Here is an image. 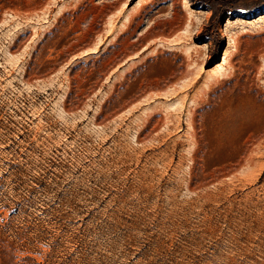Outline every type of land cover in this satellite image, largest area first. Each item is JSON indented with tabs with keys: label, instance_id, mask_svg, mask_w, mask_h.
Listing matches in <instances>:
<instances>
[{
	"label": "rangeland",
	"instance_id": "obj_1",
	"mask_svg": "<svg viewBox=\"0 0 264 264\" xmlns=\"http://www.w3.org/2000/svg\"><path fill=\"white\" fill-rule=\"evenodd\" d=\"M0 264H264V0H0Z\"/></svg>",
	"mask_w": 264,
	"mask_h": 264
},
{
	"label": "bare ground",
	"instance_id": "obj_2",
	"mask_svg": "<svg viewBox=\"0 0 264 264\" xmlns=\"http://www.w3.org/2000/svg\"><path fill=\"white\" fill-rule=\"evenodd\" d=\"M225 62V57L223 58V60H222V63H219V64H217L214 68H216L217 70L218 69H222V64Z\"/></svg>",
	"mask_w": 264,
	"mask_h": 264
}]
</instances>
